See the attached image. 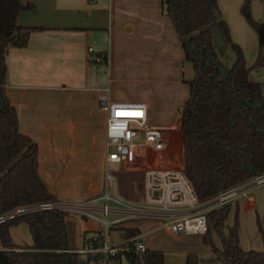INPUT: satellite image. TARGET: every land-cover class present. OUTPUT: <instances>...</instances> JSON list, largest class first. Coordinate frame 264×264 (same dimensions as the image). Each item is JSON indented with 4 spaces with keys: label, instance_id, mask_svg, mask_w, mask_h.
Listing matches in <instances>:
<instances>
[{
    "label": "crops",
    "instance_id": "crops-1",
    "mask_svg": "<svg viewBox=\"0 0 264 264\" xmlns=\"http://www.w3.org/2000/svg\"><path fill=\"white\" fill-rule=\"evenodd\" d=\"M19 1L33 9L20 12L17 25L43 30L31 33L25 48L9 50L5 93L18 113L20 131L37 145L38 174L51 196L84 202L101 192L107 114L99 107V96L107 89L111 102L145 104L150 126L166 129L167 164L183 165L178 111L189 97V87L182 80H192L193 68L185 61L162 0ZM220 18L227 25L222 14ZM232 37L243 48L250 66L257 55L256 43L248 49L247 42ZM215 52L229 70L233 56ZM97 54L106 55L108 64H96L93 57ZM249 80L263 84L264 98V68L251 71ZM228 208L229 213L232 208L241 210L253 224L254 212L264 214V187L246 186ZM65 222L71 250L101 230L99 224L76 217H66ZM157 226L152 222L146 232L132 223L126 228H137L147 249L158 251L161 231L176 235L156 230ZM232 226L225 221L226 232ZM10 235L14 246H32L27 225L11 227ZM259 235V229L257 234L252 226L255 245L244 246L239 241V247L245 252L262 251ZM209 252L204 248L202 253ZM194 253L200 254L191 247L181 256Z\"/></svg>",
    "mask_w": 264,
    "mask_h": 264
},
{
    "label": "trees",
    "instance_id": "trees-1",
    "mask_svg": "<svg viewBox=\"0 0 264 264\" xmlns=\"http://www.w3.org/2000/svg\"><path fill=\"white\" fill-rule=\"evenodd\" d=\"M251 1L245 0L241 12L256 33L258 51L247 68L220 18L217 0H162V10L175 28L185 61L193 68L192 80L183 81L189 87V97L180 111V133L184 173L201 204L264 174L262 84L249 80L251 71L264 68V0L261 22L251 18ZM32 9L33 5H22L19 0H0V215L56 200L39 177L37 145L20 131L18 113L5 93L9 50L25 48L30 34L43 30L17 25L18 14ZM213 26L225 48L230 46L236 55L226 79L214 66V62L222 64L215 52ZM228 212L227 206L206 213L203 242L211 247V257L205 260L188 254L186 264H264V214L257 220L263 249L245 252L239 247L237 220L227 228V235L223 234ZM65 219L61 212L45 211L0 224V264H67L66 256L75 264L74 256L68 254L71 249ZM20 224L28 227L31 247L13 245L10 228ZM121 231L124 239L140 234L137 228ZM213 232L222 240L220 248L213 244ZM123 255L126 264H164L160 251L147 249L144 254Z\"/></svg>",
    "mask_w": 264,
    "mask_h": 264
},
{
    "label": "built area",
    "instance_id": "built-area-1",
    "mask_svg": "<svg viewBox=\"0 0 264 264\" xmlns=\"http://www.w3.org/2000/svg\"><path fill=\"white\" fill-rule=\"evenodd\" d=\"M92 53V50H88ZM96 64H108L106 55L93 57ZM99 107L106 112V155L101 192L84 201L53 200L16 209L0 215V224L31 213L57 211L66 217L92 221L101 230L91 233L83 245L68 254L75 264H124L123 253L144 254L147 246L143 234L111 245V230L126 228L134 221L156 223V230H169L177 236H205L206 213L225 208L236 200L246 186L264 187V174L221 192L213 200L201 204L186 179L183 165L167 164L166 131L150 126L147 107L143 103H115L109 100L108 89L99 96ZM120 167L121 173H142L140 199H125L117 193V178L110 170Z\"/></svg>",
    "mask_w": 264,
    "mask_h": 264
},
{
    "label": "rangeland",
    "instance_id": "rangeland-1",
    "mask_svg": "<svg viewBox=\"0 0 264 264\" xmlns=\"http://www.w3.org/2000/svg\"><path fill=\"white\" fill-rule=\"evenodd\" d=\"M245 0H218L217 6L219 13L223 15L224 20L227 23L229 30V37L233 44L237 45L242 52L243 59L247 68H250L255 61L253 59L250 66H248V60L246 58L245 52L243 48L235 43L233 40L234 36L240 42H247V48L250 49L251 46L255 45V51H258L257 46V36L254 29L247 23L244 16L242 15L241 9L244 5ZM250 14L251 18L255 22H260L263 18V6L261 0H252L250 5ZM216 51L223 53L224 51L229 52L230 56H233V62L236 60V55L230 46L223 49H215ZM257 53V52H256ZM101 67V66H100ZM97 66V68H100ZM185 81V80H182ZM263 85V84H262ZM181 109L178 111L180 113ZM176 112V113H178ZM174 113V114H176ZM166 130V129H163ZM115 174L117 178V193L122 198H127L131 200L140 199V193L142 190V181L143 174L142 173H130V172H122L120 167H112L110 170ZM227 225L232 226L237 220L239 226V241L242 242L244 246L255 245L256 238L255 236H251V228L255 227L258 234V226L257 220L262 219V215L259 212H254L253 216V224L251 218H247L246 214L241 210H234L233 208L228 212ZM72 217H67L68 220H71ZM78 221V220H77ZM133 226L137 227L140 232H146L152 227V222L147 221H134L132 222ZM67 227V226H66ZM225 228L223 229L224 236L226 235ZM156 236V235H155ZM177 236V235H176ZM171 235L169 232L161 231L158 234V247L161 249L158 250L165 255V264H186V256H181L182 252L187 251L191 247H195L200 254L194 253L201 258L208 260L211 257L212 251L211 247L203 242V239L200 238H188L185 236L183 239L186 241H182L176 239L177 237ZM154 237V236H153ZM212 241L216 247L222 246L221 238L215 233H212ZM109 242L111 245L119 246L124 242V233L119 230H111L109 233ZM258 246H262V241L259 235ZM209 249V254H203V249ZM192 253V252H191ZM126 264V262L124 263Z\"/></svg>",
    "mask_w": 264,
    "mask_h": 264
},
{
    "label": "water",
    "instance_id": "water-1",
    "mask_svg": "<svg viewBox=\"0 0 264 264\" xmlns=\"http://www.w3.org/2000/svg\"><path fill=\"white\" fill-rule=\"evenodd\" d=\"M213 14H214V17H216V18L219 17V14H217L215 11L213 12ZM212 22H213V19H210V23H212ZM213 33H214L215 49L219 50V49L225 48V43L223 42L216 26H213ZM214 66L218 68V70L222 74L223 78L226 79L227 78V73H226L227 70L225 69V67L223 65L219 66L218 62H214ZM256 107L259 108L260 104H257ZM249 123H252V120H249ZM66 257H67V264H72L71 259L68 256H66Z\"/></svg>",
    "mask_w": 264,
    "mask_h": 264
}]
</instances>
